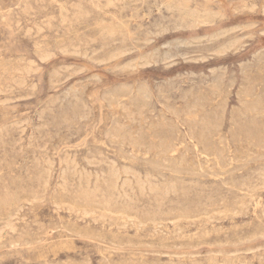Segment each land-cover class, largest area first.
<instances>
[{"label": "rangeland", "instance_id": "obj_1", "mask_svg": "<svg viewBox=\"0 0 264 264\" xmlns=\"http://www.w3.org/2000/svg\"><path fill=\"white\" fill-rule=\"evenodd\" d=\"M0 63V264H264V0H0Z\"/></svg>", "mask_w": 264, "mask_h": 264}, {"label": "bare ground", "instance_id": "obj_2", "mask_svg": "<svg viewBox=\"0 0 264 264\" xmlns=\"http://www.w3.org/2000/svg\"><path fill=\"white\" fill-rule=\"evenodd\" d=\"M49 2V1H48ZM53 2V1H52ZM65 2V1H64ZM100 2V1H99ZM114 2V1H113ZM160 2V1H159ZM71 3V2H70ZM79 3V2H78ZM67 5H68V3H67ZM111 5V4H110ZM124 5V4H123ZM114 6V5H113ZM136 6V5H135ZM148 6V5H147ZM160 6V5H159ZM61 7V6H60ZM149 8V7H148ZM243 8V7H242ZM29 9V8H28ZM251 9V8H250ZM75 14H76V12H75ZM86 14V13H85ZM211 14V13H210ZM33 15V14H32ZM108 15V14H107ZM192 15V14H191ZM200 16V15H199ZM206 17H207V15H205ZM204 16V18L206 19V17ZM47 17V16H46ZM49 17H50V15H49ZM82 18V17H81ZM62 19V18H61ZM66 20V19H65ZM214 20V19H213ZM69 21V20H68ZM181 21V20H180ZM63 22V21H62ZM205 22V21H204ZM69 23H70V21H69ZM38 24V23H37ZM78 25V24H77ZM37 26V25H36ZM35 26V27H36ZM70 26H71V23H70ZM133 26V25H132ZM239 26V25H238ZM41 27V26H40ZM135 28V27H134ZM154 28V27H153ZM178 28V27H177ZM238 28V27H237ZM104 29V28H103ZM157 29V28H156ZM33 30V29H32ZM38 30V29H37ZM175 30V29H174ZM63 31V30H62ZM68 31V30H67ZM120 31V30H119ZM229 31H230V29H229ZM27 33V32H26ZM219 33V32H218ZM226 33V32H225ZM38 34V33H37ZM157 34V33H156ZM159 34V33H158ZM111 35V34H110ZM11 36V35H10ZM147 36V35H146ZM215 36V35H214ZM219 36V35H218ZM217 37V36H216ZM137 38V37H136ZM190 38V37H189ZM215 38V37H214ZM145 39V38H144ZM150 39V38H149ZM218 39V38H217ZM241 39V38H240ZM80 40V39H79ZM137 40V39H136ZM64 41V40H63ZM149 41V40H148ZM147 41V42H148ZM82 42V41H81ZM167 43V42H166ZM174 43H175V41H174ZM207 43V42H206ZM243 44V43H242ZM73 45V44H72ZM145 45V44H144ZM143 45V46H144ZM102 46V45H101ZM164 46V45H163ZM173 46V45H172ZM103 47V46H102ZM187 47V46H186ZM76 48H78V47H76ZM126 48V47H125ZM65 49V48H64ZM122 49V48H121ZM184 49V48H183ZM96 50H97V48H96ZM95 50V51H96ZM129 50V49H128ZM186 50V49H185ZM62 51V50H61ZM71 51V50H70ZM79 51V50H78ZM94 51V50H93ZM178 51V50H177ZM224 51V50H223ZM74 52H76V51H74ZM84 52V51H83ZM42 53H44V52H42ZM66 53V52H65ZM112 53V52H111ZM110 53V54H111ZM221 53V52H220ZM84 54V53H83ZM116 54V53H115ZM125 54V53H124ZM41 55V54H40ZM39 55V56H40ZM54 55V54H53ZM78 55V54H77ZM163 55V54H162ZM178 55V54H177ZM51 56V55H50ZM158 56V55H157ZM201 56V55H200ZM186 57V56H185ZM199 57V56H198ZM103 58V57H102ZM115 58V57H114ZM100 59V58H99ZM4 60V59H3ZM45 60V59H44ZM147 60V59H146ZM145 61L143 60V64H145L144 63ZM147 62V61H146ZM103 63V62H102ZM148 63H150L149 61H148ZM1 64V63H0ZM142 64V63H141ZM123 66V65H122ZM126 66V65H125ZM32 67V66H31ZM135 67V66H134ZM18 68V67H17ZM26 68V67H25ZM69 68H71V67H69ZM132 68V67H131ZM13 69V68H12ZM19 69V68H18ZM23 69V68H22ZM64 69V68H63ZM78 69V68H77ZM14 70V69H13ZM53 71V70H52ZM17 72V71H16ZM72 74V73H71ZM60 76V75H59ZM70 76V75H69ZM20 78V77H19ZM65 80V79H64ZM25 81V80H24ZM19 82V81H18ZM61 82V81H60ZM21 84V83H20ZM19 86V85H18ZM27 87H30V86H27ZM35 88V87H34ZM36 89V88H35ZM216 90V89H215ZM76 91V90H75ZM241 91V90H240ZM1 92V91H0ZM153 94V93H152ZM238 94V93H237ZM244 94V93H243ZM239 98V97H238ZM7 99V98H6ZM63 99V98H62ZM244 99V98H243ZM251 99V98H250ZM48 100H50V99H48ZM2 101V100H1ZM5 102V101H4ZM249 102V101H248ZM191 103V102H190ZM49 104H50V101H49ZM48 105V104H47ZM86 106V105H85ZM252 107V106H251ZM191 108V107H190ZM249 108V107H248ZM183 109V108H182ZM50 110H52V109H50ZM249 110V109H248ZM254 110V109H253ZM189 111V110H188ZM224 111V110H223ZM51 112V111H50ZM53 112V111H52ZM240 113H241V111H239ZM40 113V112H39ZM178 113V112H177ZM182 113V112H181ZM256 113V112H255ZM260 113V112H259ZM256 114H258V113H256ZM40 117V116H39ZM177 117V116H176ZM134 119V118H133ZM251 119V118H250ZM25 121H26V119H25ZM64 121V120H63ZM162 121H164V120H162ZM180 121V120H179ZM198 121H199V119H198ZM200 122V121H199ZM180 124V123H179ZM120 127V126H119ZM189 128V127H188ZM117 129V128H116ZM39 135V134H38ZM57 135V134H56ZM190 136V135H189ZM192 136V135H191ZM192 140V139H191ZM196 141V140H195ZM193 142V141H192ZM31 144V143H30ZM47 144V143H46ZM44 146V145H43ZM171 153V152H170ZM215 154V153H214ZM74 155V154H73ZM99 155V154H98ZM67 156V155H66ZM70 156V155H69ZM42 158V157H41ZM69 158V157H68ZM93 158V157H92ZM85 159V158H84ZM43 160V159H42ZM46 160V159H45ZM54 160V159H53ZM73 160V159H72ZM75 160V159H74ZM68 161V160H67ZM105 161V160H104ZM101 162V161H100ZM51 163V162H50ZM75 163V162H74ZM199 163V162H198ZM67 164V163H66ZM69 164V163H68ZM97 165V164H96ZM111 165V164H110ZM114 165H115V162H114ZM71 166V165H70ZM113 166V165H112ZM118 166V165H117ZM75 167V166H74ZM116 167V166H115ZM76 168V167H75ZM117 169V171H118V167H116ZM128 168V167H127ZM47 169V168H46ZM49 169V168H48ZM72 169H74V168H72ZM78 169V168H77ZM111 169V168H110ZM122 169V168H121ZM129 169V168H128ZM132 169V168H131ZM130 169V170H131ZM68 170V169H67ZM112 170V172H114L113 171V169H111ZM130 170H128V172L130 171ZM134 170V169H133ZM75 171V170H74ZM77 171H79V170H77ZM83 171V170H82ZM101 171V170H100ZM110 171V170H109ZM66 172V171H65ZM102 172V171H101ZM111 172V173H112ZM131 172V171H130ZM137 172V171H136ZM263 172V171H262ZM77 173V172H76ZM80 173V172H79ZM85 173H86V171H85ZM87 173H89V171L87 172ZM111 173H110V176H111ZM126 173V172H125ZM133 173H135V171L133 172ZM147 173H148V171H147ZM103 174V173H102ZM109 174V173H108ZM115 174V173H114ZM119 174V173H118ZM124 174V173H123ZM130 174V173H129ZM71 175V174H70ZM80 175H83V174H81L80 173ZM89 175V174H88ZM117 175V174H116ZM115 175V176H116ZM120 175V174H119ZM119 175H117V176H119ZM133 175V174H132ZM138 175V174H137ZM147 175H149V173L147 174ZM153 175V174H152ZM63 176V175H62ZM79 176V175H78ZM90 176V175H89ZM98 176V175H97ZM113 176V175H112ZM150 176V175H149ZM64 177V176H63ZM84 177H86L85 175H84ZM88 177V176H87ZM86 177V178H87ZM102 177V176H101ZM145 177V176H144ZM143 177V178H144ZM264 177V176H263ZM48 178V177H47ZM79 178H82V177H79ZM79 178H77V179H79ZM85 178V179H86ZM97 178V177H96ZM105 178V177H104ZM151 178H153L152 176H151ZM155 178H156V176H155ZM84 179V178H83ZM90 179V178H89ZM88 178H87V180H89ZM126 179V178H125ZM137 179H139L138 177H137ZM65 180V179H64ZM63 180V181H64ZM117 180H118V178H117ZM122 180V179H121ZM134 180H135V177H134ZM262 180V179H261ZM84 181V180H83ZM86 181V180H85ZM90 181V180H89ZM98 181V180H97ZM102 181H103V178H102ZM116 181V180H115ZM115 181H114V183H115ZM125 181V180H124ZM142 181V180H141ZM147 181H149L148 179H147ZM67 182V181H66ZM86 182H88V181H86ZM113 182V181H112ZM126 182V181H125ZM129 182H131V181H129ZM129 182H127V184L129 183ZM136 182V181H135ZM139 182V181H138ZM162 182V181H161ZM46 183V182H45ZM90 182H88V184H89ZM140 183V182H139ZM153 183H154V181H153ZM166 183V182H165ZM173 183V182H172ZM106 184V183H105ZM122 186H123V184L122 183H120ZM127 184H126V186H127ZM134 184V183H133ZM149 184L151 185V181H149ZM156 183H154L153 185H155ZM161 184H163V183H161ZM169 184H170V182H169ZM190 184V183H189ZM255 184V183H254ZM81 185V184H80ZM86 185H87V183H86ZM113 185V184H112ZM117 185V184H116ZM172 185V184H171ZM173 185H174V183H173ZM242 185V184H241ZM261 185V184H260ZM46 186V185H45ZM44 186V187H45ZM88 186V185H87ZM86 186V187H87ZM95 186V185H94ZM110 186V185H109ZM108 186V187H109ZM114 186V185H113ZM147 186V185H146ZM149 186V185H148ZM167 186V185H166ZM165 186V187H166ZM71 187V186H70ZM111 187V186H110ZM116 187V186H115ZM129 187V186H128ZM141 187V186H140ZM156 187V186H155ZM158 187V186H157ZM171 187V186H170ZM251 187V186H250ZM92 188V187H91ZM90 188V189H91ZM113 188V187H112ZM129 188H131V184H130V187ZM142 188V187H141ZM141 188H140V190H141ZM86 189V188H85ZM84 189V190H85ZM98 189V188H97ZM96 189V190H97ZM116 189V188H115ZM144 189V188H143ZM142 189V190H143ZM148 189V188H147ZM149 189H150V187H149ZM166 189V188H165ZM172 189V188H171ZM175 189V188H174ZM66 190V189H65ZM82 190V189H81ZM123 190V189H122ZM131 190V189H130ZM169 190V189H168ZM167 190V191H168ZM94 191V190H93ZM103 191V190H102ZM139 191V190H138ZM150 191V190H149ZM90 192H91V190H90ZM116 192H117V194H119V191L118 190H116ZM143 192H144V190H143ZM165 192H166V190H165ZM171 192H173V191H171ZM174 193V192H173ZM114 194V193H113ZM124 194V193H123ZM87 195V194H86ZM140 195V194H139ZM103 196V195H102ZM114 196V195H113ZM125 196H126V194H125ZM250 197V196H249ZM253 197V196H252ZM44 198V197H43ZM129 199H130V197H128ZM40 201V200H39ZM132 201V200H131ZM27 202H28V200H27ZM64 203V202H63ZM105 203V202H104ZM107 203V202H106ZM108 205V204H107ZM243 205V204H242ZM66 206V205H65ZM71 206V205H70ZM69 206V207H70ZM58 208V207H57ZM83 208V207H82ZM78 209V208H77ZM73 210V209H72ZM17 211V210H16ZM85 211V210H84ZM120 213V212H119ZM221 213V212H220ZM263 213V212H262ZM14 216V215H13ZM87 216V215H86ZM10 217V216H9ZM80 217V216H79ZM101 218V217H100ZM131 218V217H130ZM136 218V217H135ZM9 219V218H8ZM79 219V218H78ZM138 219V218H137ZM136 219V220H137ZM211 219V218H210ZM17 220V219H16ZM175 220V219H174ZM1 221V220H0ZM9 222H11V221H9ZM173 222V221H172ZM160 224V223H159ZM2 225H4V224H2ZM9 226L11 225L10 223L8 224ZM12 227V226H11ZM14 227V226H13ZM13 227L11 228L12 230H14L13 229ZM155 230V229H154ZM58 235V234H57ZM68 242V241H67ZM60 250V249H59ZM116 250V249H115ZM43 255V254H42ZM192 255V254H191Z\"/></svg>", "mask_w": 264, "mask_h": 264}]
</instances>
